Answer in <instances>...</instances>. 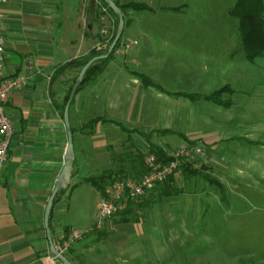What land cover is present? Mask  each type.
I'll use <instances>...</instances> for the list:
<instances>
[{
    "label": "crops",
    "instance_id": "0c3cea01",
    "mask_svg": "<svg viewBox=\"0 0 264 264\" xmlns=\"http://www.w3.org/2000/svg\"><path fill=\"white\" fill-rule=\"evenodd\" d=\"M114 1L124 6L122 37L126 34L128 40L122 46H131L127 47L129 53L125 51L124 65L119 64V76L114 75L112 65L120 55L117 47L103 72L83 84L70 106L75 158L71 179L56 195L50 212L49 232L55 244L73 229L89 233L96 224L95 221L86 228H77L69 219L71 208L65 193L78 181L91 184V178L139 177L146 168L141 157L152 146L171 154L199 140L213 153L221 141L208 131L189 137L171 128L146 126L148 109L142 97L145 95L146 101L145 91L157 87L145 85L139 74L148 75L130 69L126 60L142 55L136 47L139 36L145 38L143 50L147 51L155 32L168 26L186 27L189 1ZM0 10L4 15L5 72L26 77L25 85L15 90L5 105L14 133L0 170V264H66L52 255L45 215L67 157L64 105L78 70L69 63L101 46L100 14L107 17L112 27L117 17L99 0H5ZM125 72L129 76L122 78L120 75ZM158 90L160 95L176 93ZM164 130L171 133H163ZM159 134L178 135L183 141L159 142ZM98 192L99 201L103 194ZM130 208L107 219L102 227L110 235L115 231L119 235H109L111 239L105 241L99 238L97 229L91 236L76 240L65 256L73 264H162L155 253L146 255L138 247L124 248L143 243L128 219Z\"/></svg>",
    "mask_w": 264,
    "mask_h": 264
},
{
    "label": "rangeland",
    "instance_id": "374dc122",
    "mask_svg": "<svg viewBox=\"0 0 264 264\" xmlns=\"http://www.w3.org/2000/svg\"><path fill=\"white\" fill-rule=\"evenodd\" d=\"M188 1L186 27L168 26L155 32L147 51L143 50L145 38L139 36L136 47L142 55L126 60L130 69L147 74L169 91L207 95L226 85L231 87L221 96L231 102L230 107L205 98L160 95L157 88L145 91L146 101L145 95L142 97L148 109L146 126L171 128L189 137L208 131L221 138L213 153L206 148L203 156L186 160L218 183L180 167L171 179L131 204L128 219L143 243L124 248L155 253L162 264H264V56L253 62L246 58L240 46L238 19L230 14L235 0ZM116 22L112 27L100 14V45L111 38L119 25L118 17ZM126 40L125 34L118 46L122 56L112 64L115 76H119V64L124 65L125 51L129 53L130 48L122 46ZM81 69L76 70L72 86ZM248 133L251 135L245 137ZM157 138L163 143L183 141L178 135L159 134ZM149 153L141 160L145 162ZM77 183L65 193L71 208L69 219L75 227L86 228L96 221L100 195L91 184ZM102 230L97 234L105 241L119 235ZM96 231L94 225L82 238Z\"/></svg>",
    "mask_w": 264,
    "mask_h": 264
},
{
    "label": "built area",
    "instance_id": "2783aa9c",
    "mask_svg": "<svg viewBox=\"0 0 264 264\" xmlns=\"http://www.w3.org/2000/svg\"><path fill=\"white\" fill-rule=\"evenodd\" d=\"M5 0H0V4ZM4 15L0 10V170L8 157L10 142L14 133V123L5 112V105L13 92L26 83L24 76H10L5 72V49H4ZM131 45L128 44L127 47ZM206 145L202 141L187 144L174 150L169 160H160L155 154L149 153L145 157V171L139 177H118L109 183L104 190L103 196L97 203L96 229H101L110 217L117 215L129 208L133 202L140 201L157 184L165 181L180 169L181 164L192 156H203ZM85 232L73 229L62 241L55 244V249L64 254L81 239ZM54 258L58 255L52 254Z\"/></svg>",
    "mask_w": 264,
    "mask_h": 264
},
{
    "label": "trees",
    "instance_id": "16d2710c",
    "mask_svg": "<svg viewBox=\"0 0 264 264\" xmlns=\"http://www.w3.org/2000/svg\"><path fill=\"white\" fill-rule=\"evenodd\" d=\"M99 1L102 4H104L109 10H111L116 15V17H118L116 12L112 9V7L105 0H99ZM115 3L124 11V6L119 5L116 1ZM136 6L142 7V8L145 7L144 5H136ZM230 14L238 19L240 46L244 50L246 58L249 61L253 62L255 61L256 58L264 56V0H235V3L230 10ZM117 28H118V25L116 26L114 33L112 34L111 38L108 40L107 43L101 45L100 47H95L89 52V54L74 60L73 62L69 63V65L76 66L77 68H83L92 59L105 54L108 51L110 45L112 44L115 38ZM121 38L118 41L115 48L113 49L112 53L109 55V57L97 59L88 67V69L86 70L84 74L83 82L80 85L79 89L83 86V84L95 79L101 72H103L107 63L111 60V58L114 55V52L119 46ZM139 76L142 78L145 85L147 86L153 85L157 87L158 89L166 92V90L161 85L152 81L150 77L144 74H141V73L139 74ZM227 88L230 89L231 87L226 85L222 87L221 89L215 90L214 92L207 94V95H201L198 93H187V92H176L174 94L179 95V96H184L185 98H189L191 100H196L198 98L204 97L205 99L211 100L215 102L216 104L230 107L231 102L224 101L221 98L223 90H226ZM71 89L72 87L69 90V94L66 99L65 105L68 101ZM163 133H171V131L164 130ZM198 141L199 140H193L190 143L194 144ZM149 152L155 154L160 160L166 161L171 158L170 154H167L164 149L158 146H152ZM189 162L186 161L181 164V167L185 172L191 175H194V174L202 175L204 178L206 177L210 181L218 183V181L214 179L212 176L205 174L203 170L197 167L192 168ZM172 176L173 175H171V177L169 178L171 179ZM113 180L114 179L109 181L107 179H102V178L101 179H96V178L88 179V181L92 185H94L102 194H104L105 187L109 183H111ZM221 191H222V198H225V190L223 187ZM130 207L131 205L129 206V208Z\"/></svg>",
    "mask_w": 264,
    "mask_h": 264
},
{
    "label": "water",
    "instance_id": "95a60500",
    "mask_svg": "<svg viewBox=\"0 0 264 264\" xmlns=\"http://www.w3.org/2000/svg\"><path fill=\"white\" fill-rule=\"evenodd\" d=\"M105 1L112 7V9L118 15L119 25H118V28L116 31L115 38H114L112 44L110 45L108 51L105 54H103L99 57H96V58L92 59L90 62H88L81 69L79 76L77 77V79L75 80V82L72 86L68 101H67L65 108H64V119H65V124H66V128H67V135H68L67 157H66V161H65V165L63 167V170H62V172L58 178V181L56 183V186L53 189L52 194L49 198V203H48L46 215H45V226L47 228L49 239L51 242L52 252L54 254L58 255L59 258L62 259L66 264H73V263H71V261L64 254H60L55 249V244L52 241L51 236H50V232H49V218H50L51 208H52V205H53V202H54L56 195L62 190V188L64 186H66L69 183L71 176H72V173H73V163H74V158H75V151H74L73 131H72V127H71V123H70V117H69L70 106H71V104H72V102H73V100L77 94V91H78L80 85L83 82L84 74H85L86 70L88 69V67L97 59L109 57V55L112 53L113 49L117 45L118 41L122 37L124 27H125L124 11L115 3L114 0H105Z\"/></svg>",
    "mask_w": 264,
    "mask_h": 264
}]
</instances>
